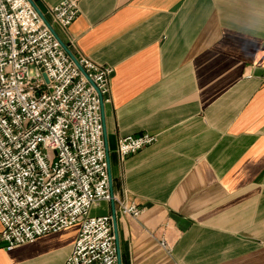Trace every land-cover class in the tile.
I'll return each instance as SVG.
<instances>
[{"label": "crops", "instance_id": "1", "mask_svg": "<svg viewBox=\"0 0 264 264\" xmlns=\"http://www.w3.org/2000/svg\"><path fill=\"white\" fill-rule=\"evenodd\" d=\"M60 1L32 0L75 56L113 68L121 264H264V0H79L66 30L49 13ZM143 133L155 142L119 156L120 137ZM108 214L107 200L89 210ZM79 229L8 250L0 222V264H65Z\"/></svg>", "mask_w": 264, "mask_h": 264}, {"label": "built area", "instance_id": "2", "mask_svg": "<svg viewBox=\"0 0 264 264\" xmlns=\"http://www.w3.org/2000/svg\"><path fill=\"white\" fill-rule=\"evenodd\" d=\"M49 13L66 30L79 0H61ZM75 57L87 76L30 0H0L1 239L10 250L79 224L65 264H117L112 216L89 215L114 198L95 88L109 100L113 68ZM155 140L149 133L120 137L117 153L126 157ZM118 210L135 218L143 211L124 201Z\"/></svg>", "mask_w": 264, "mask_h": 264}, {"label": "water", "instance_id": "3", "mask_svg": "<svg viewBox=\"0 0 264 264\" xmlns=\"http://www.w3.org/2000/svg\"><path fill=\"white\" fill-rule=\"evenodd\" d=\"M32 2V0H30ZM36 10L39 12L41 17L44 19V21L47 23V25L51 28V30L54 32L58 40L60 41L62 47L65 49V51L71 56V58L74 60L76 65L79 67V69L82 71L83 74L86 75L85 70L82 68V66L77 61L75 55L72 53V51L68 48V46L62 41V39L59 37V35L56 33L50 22L46 19V17L42 14V12L37 8V6L32 2ZM87 76V75H86ZM92 83V81L90 80ZM93 84V83H92ZM95 86V85H94ZM99 98L101 100V114L103 119V127H104V103L103 98L97 87H95ZM106 141V140H105ZM106 150H107V162H108V171H109V189L111 196L113 197V188H112V177H111V171H110V161H109V153H108V146L106 142ZM111 207H112V222H113V231H114V237H115V245H116V251H117V264H121V255H120V247H119V240H118V233H117V227H116V213H115V201L114 198L111 199Z\"/></svg>", "mask_w": 264, "mask_h": 264}]
</instances>
